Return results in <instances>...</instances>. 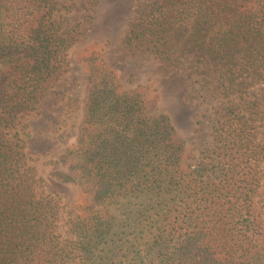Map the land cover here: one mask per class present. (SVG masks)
I'll return each instance as SVG.
<instances>
[{
  "label": "trees",
  "instance_id": "trees-1",
  "mask_svg": "<svg viewBox=\"0 0 264 264\" xmlns=\"http://www.w3.org/2000/svg\"><path fill=\"white\" fill-rule=\"evenodd\" d=\"M135 9L127 48L168 60L177 39H207L226 86L264 81V0H138ZM55 10L56 0H0V264H263L254 103L245 113L221 104V146L191 163L169 118L122 87L97 43L78 56L90 66L82 96L89 150L72 163L73 146L57 158L65 171L51 172L80 192L58 232V200L34 192L16 129L69 44ZM124 199L133 210L119 212Z\"/></svg>",
  "mask_w": 264,
  "mask_h": 264
},
{
  "label": "rangeland",
  "instance_id": "rangeland-1",
  "mask_svg": "<svg viewBox=\"0 0 264 264\" xmlns=\"http://www.w3.org/2000/svg\"><path fill=\"white\" fill-rule=\"evenodd\" d=\"M138 0H97L88 6L85 0H56L52 19L69 33V44L59 62L57 72L38 91L33 108L19 118L16 129L23 144L24 165L28 167L34 192L58 200V232L65 234L67 212L74 206L79 190L55 179V168L65 171L59 156L68 153L72 163L89 150L82 129L83 88L89 64L78 56L89 46L103 48V60L112 75L125 89H136L154 104L153 114L166 115L188 150L190 162L214 149L216 128H219L217 108L228 101L241 105L253 102L258 111L251 117L255 141L260 146V181L254 195V207L261 224L259 258L264 264V81L232 85L218 79L216 67L205 51L207 39L189 43L177 39L168 60L156 58L143 49L127 48L123 41ZM245 113V112H244ZM219 152L218 150H214ZM62 162V161H61ZM68 201V202H67ZM119 212L133 210L135 201L124 199ZM132 205V206H131Z\"/></svg>",
  "mask_w": 264,
  "mask_h": 264
}]
</instances>
